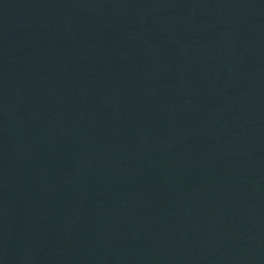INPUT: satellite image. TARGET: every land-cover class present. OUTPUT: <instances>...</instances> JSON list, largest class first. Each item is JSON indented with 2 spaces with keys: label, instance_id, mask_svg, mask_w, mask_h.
I'll use <instances>...</instances> for the list:
<instances>
[{
  "label": "water",
  "instance_id": "1",
  "mask_svg": "<svg viewBox=\"0 0 264 264\" xmlns=\"http://www.w3.org/2000/svg\"><path fill=\"white\" fill-rule=\"evenodd\" d=\"M0 264H264V0H0Z\"/></svg>",
  "mask_w": 264,
  "mask_h": 264
}]
</instances>
